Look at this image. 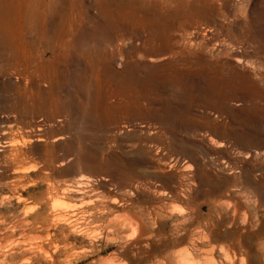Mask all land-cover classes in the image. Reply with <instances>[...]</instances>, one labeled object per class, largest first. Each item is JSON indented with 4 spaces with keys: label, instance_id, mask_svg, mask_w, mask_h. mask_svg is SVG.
<instances>
[{
    "label": "rangeland",
    "instance_id": "1",
    "mask_svg": "<svg viewBox=\"0 0 264 264\" xmlns=\"http://www.w3.org/2000/svg\"><path fill=\"white\" fill-rule=\"evenodd\" d=\"M0 264H264V0H0Z\"/></svg>",
    "mask_w": 264,
    "mask_h": 264
}]
</instances>
